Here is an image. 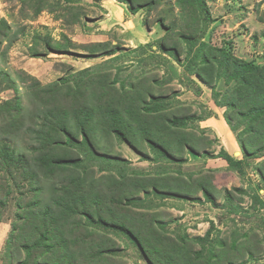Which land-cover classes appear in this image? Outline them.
I'll return each mask as SVG.
<instances>
[{"label":"rangeland","instance_id":"1","mask_svg":"<svg viewBox=\"0 0 264 264\" xmlns=\"http://www.w3.org/2000/svg\"><path fill=\"white\" fill-rule=\"evenodd\" d=\"M152 1L154 3L150 7ZM152 1L0 0V70L16 80L19 89L17 92L8 78L0 76V105L15 100L20 93L26 94L23 113L26 116L25 125L29 126L34 121L33 112L37 111L33 106L37 92L29 88L35 84L38 86L37 82L44 86L81 69L93 70L84 74H95V78L98 74H107L109 82L117 79L119 90L124 86L128 88L131 81H143L132 90L131 100L136 99L138 103L140 100L153 102L155 98L172 101L173 106L167 112L187 118V130L197 136L203 133V138L195 143L194 155L186 149L175 158L157 160L153 159L146 142L139 148L131 144H113V150L107 152L106 148H110L113 138L105 134L104 128L107 127L103 123L93 129L90 145H79L83 137L77 134L75 143L78 145H68L66 158L84 159L90 151L89 146H92L97 163L93 161L90 166L91 175L86 178L87 181H94L103 192L115 190L99 204H93V210L106 224L98 229L97 234L93 233V238L98 241L107 231L106 235L115 240L110 250L118 252L112 256L108 250L109 258L98 264H153L138 245L132 243L128 234L114 226L115 215H122L126 211L125 205L135 212L154 214L165 225L170 237L184 233L191 237L203 236L213 223V237L229 238L231 232L239 235L249 232L251 242L245 244L247 247L242 255L232 258L237 264H264V204L256 202L253 197L258 193L264 203V178L257 166L261 159L254 156L245 158L240 139L230 129L223 108L217 104L228 88L225 80L220 78L214 90L196 73L195 65L200 60L196 48L201 42L224 48L240 62L264 65V0H205L210 18L207 25L206 12H199L194 7L196 0H190V3L182 0ZM138 2L145 4L133 11L131 6ZM184 35L195 39L193 48L183 39ZM58 43L64 44L68 50L62 53L52 50ZM113 48L117 57L106 51ZM218 56L221 57L220 54ZM21 70L36 79H28L25 83L17 76L20 73H16ZM89 76L86 75V78ZM69 77L72 78L71 75ZM55 89L59 90L58 87ZM43 96L50 94L43 92ZM52 96L59 99L49 102L50 106H72L77 100L60 90L57 93L52 91ZM80 102H84V96ZM27 140L22 133L19 140L15 138L18 146L25 143L27 146H40L33 137L31 141ZM224 148L237 159L247 160L243 173L231 168L228 160L220 155ZM102 153H107L108 158H102ZM28 158L33 161L31 156ZM86 163L89 166V162ZM108 164L115 168L104 167ZM162 165L177 176L208 175L206 186L213 199H206L201 192L188 195L165 193L164 188H157V192L148 189V193L142 189L128 193L119 187L120 184L108 188L106 176L119 178L121 174H127L132 178L133 174H140V170L151 171L153 167L160 168ZM17 176L15 182L19 183L22 176ZM38 178L42 187L40 198L49 201L55 194L54 180L42 176V173ZM12 180L0 164V200L3 201L0 205V264L25 261L26 254L20 244L25 242L23 236L31 230L28 225L19 229L17 217L22 214L19 205L23 203L19 201L22 198L24 202L31 199L34 190L29 188V183L17 189L16 183L11 184ZM227 191L231 193L230 200ZM126 194L132 199L131 203H127ZM113 206H119V210L112 212L110 208ZM59 229L60 236L63 233L67 236L68 230L71 235L79 237L74 249L78 262L87 264L85 255L89 258L88 253L93 250L89 247L94 244L90 235H86L88 230L81 225L72 233L67 226ZM240 240L244 241L243 237ZM195 248L198 249L199 245ZM250 250L254 258H248L246 252ZM59 254L45 255L47 260H51Z\"/></svg>","mask_w":264,"mask_h":264},{"label":"trees","instance_id":"2","mask_svg":"<svg viewBox=\"0 0 264 264\" xmlns=\"http://www.w3.org/2000/svg\"><path fill=\"white\" fill-rule=\"evenodd\" d=\"M185 1L190 3V0H182ZM196 2L197 4L193 3L194 7L199 12H206L207 25L210 18L205 0H196ZM153 3L152 1L150 7ZM144 4L138 2L133 4L131 9L137 11ZM42 9L43 7L39 8V11ZM183 39L190 47H194L193 37L184 35ZM66 48L64 44L58 43L52 50L62 53L68 50ZM106 51L112 57L118 55L115 48ZM196 52L200 57L195 64L196 73L200 74L204 82L214 90L215 83L220 78L227 83L228 88L221 95V100H217V104L223 108L224 118L230 129L240 139L245 158L254 156L261 159L257 166L264 178V65L240 62L239 58L234 59L224 48H216L208 42H201ZM34 54L37 56V53ZM112 57L111 59H115ZM90 70H77L75 74H70L72 78L69 77L70 75L61 76L58 81L44 86L35 80L38 86L35 84L29 89L37 92L33 104L37 111L33 112L34 121L29 126L25 125L26 116L23 113L26 94L20 93L21 95L15 100L0 105L1 168L7 172L9 178L13 179L12 185L16 183L17 175L22 176L20 182L16 183L17 189H20L24 183H29L31 185L29 188L34 190L31 199L24 202L22 198L19 201L23 204L19 205L22 214L18 213V228L22 229L28 225L31 229L23 236L25 242L20 244L24 248L26 258L19 264H83L78 262V255L74 249L78 245L79 237L71 235L68 230L67 236L65 233L58 235L61 227H69L72 233V230L79 225L88 230L86 235H90L91 241H94L89 247L93 249L88 253L89 258L84 254L87 264H98L99 261L109 258L107 252L115 240L106 235L107 231L100 240L96 241L93 238V233L97 234L98 229L106 225L98 212L93 210V204H99L101 200L108 198V195L115 193V190L108 189L103 192L96 187L94 181H87L86 178L91 175L90 166L93 161L97 163V156H94L96 153L92 146H89L90 151L86 153L84 159L66 158L68 145H78L75 143L77 134L83 137V142L79 145L82 143L90 145L93 129L103 123L107 127L104 128L105 134L113 138L110 141V148H106L107 152L113 150V144L118 146L131 144L132 147L139 148L146 142L149 143L153 159L157 160L175 158L186 149L194 155L195 143H199L203 138V133L197 136L187 130V118L167 112L173 106L172 101L155 97L153 102L140 100L138 103L136 99L131 100L132 90L139 87L143 81H131L128 88L124 86L119 90L116 87L117 79L109 82L107 74L102 76L98 74L96 78L95 74L89 72L84 74L85 71ZM16 73H20L17 76L25 83L28 79H36L22 70ZM86 75H90L89 78H86ZM0 76L8 78L10 85L17 92L19 91L16 80L6 72L0 70ZM52 87H58L60 92H66L67 96L76 97V102L72 103V106H50L49 102L59 99L58 96H52V91L55 93L59 91ZM43 92L49 93L50 96L42 97ZM83 96L85 103L80 102ZM20 133L24 135L25 140L29 137L27 141H31L33 137L40 146H27V143L18 146L15 138L19 140ZM224 149L225 151L220 155L228 160L231 168H237L243 173V165L247 164L245 163L247 160L237 159L226 148ZM102 154V158H108L107 153ZM28 156L33 158L32 162ZM104 167L115 168L110 164ZM164 168L162 165L160 168L153 167L151 171L140 170V174H133L132 178L127 174H121L119 178L109 175L105 179L108 181V188L118 187L120 184L119 187L126 189L128 193L140 189L144 190V193H148V189L157 192V188H164L165 193L188 195L201 192L206 199H213L206 186L207 181L209 182L208 175L184 177L183 174H179L177 176ZM16 172L18 174H15ZM40 173L54 180L55 194L49 201L40 198L42 191V187L38 184ZM226 195L230 200V191H227ZM124 197L128 199L127 203L132 202L127 194ZM253 197L256 202L264 204L258 193ZM111 198L114 199L113 196ZM1 203L3 201L0 200V205ZM118 208L119 206H113L110 210L115 212L119 210ZM124 209L126 211L122 215H115L117 218L115 228L128 234L132 243L137 244L153 264H237L232 257L242 255L243 249L247 247L245 244L251 242L249 232L240 235L231 232L229 238H222L220 235L213 237L212 230L215 228L213 222L203 236L191 237L184 233L170 237L165 225L154 214L132 211L129 205H125ZM15 224L16 222L14 227ZM241 237L244 241L240 240ZM197 244L198 249L195 248ZM116 251L110 250L112 256L118 253ZM57 252H60L59 257L46 259V253ZM246 254L248 258H254L251 250Z\"/></svg>","mask_w":264,"mask_h":264}]
</instances>
